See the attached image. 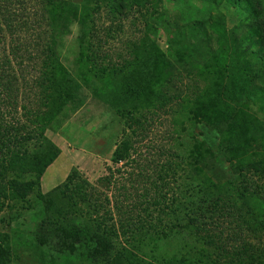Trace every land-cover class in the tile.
Wrapping results in <instances>:
<instances>
[{"label":"rangeland","instance_id":"obj_1","mask_svg":"<svg viewBox=\"0 0 264 264\" xmlns=\"http://www.w3.org/2000/svg\"><path fill=\"white\" fill-rule=\"evenodd\" d=\"M54 1L64 18H70L58 33L51 28L47 0H0V123L12 126V133L37 128L34 114L45 110L38 99L37 80L49 57V45H56L58 60L69 72L72 89L81 100L77 108L65 106L43 132L60 153L40 178L42 193L61 184L75 170L94 193L95 203H102L100 213L114 224L124 258L148 264H261L257 256L264 255L262 245L245 254L241 248L255 245L256 240L238 225L233 214L221 221V243L227 250L219 255L205 242L207 233L193 226L197 223L193 211L201 199L200 194L194 195L197 178L183 157L195 139L218 142L211 129L197 121L189 123L186 117L185 102L199 93L203 80L176 64L170 101L150 110L132 109L131 103L146 84L151 68L142 58L134 63L133 54L134 46L148 33V24L156 26L151 38L156 49L176 61V52L187 42L183 38L175 41L179 30L197 21L209 31L210 23L221 16L228 29L243 23L245 32L250 33L264 19V0L251 7L234 0ZM73 4L85 5L92 21L87 38L92 66L82 70L75 64L80 26L71 15ZM94 65L109 71L107 84L98 81L103 74ZM89 78L96 88L87 87ZM124 139L131 143L130 156L113 162L112 154ZM225 171L229 172L227 163ZM241 176L252 179L256 186L252 190L264 194V176L252 171ZM175 194L184 205H172L168 199ZM30 200L33 207L0 212V245L12 254L8 264H66L75 257L67 260L54 251L51 257L45 252L40 257L34 248L40 206L34 194ZM254 200L263 206L258 197ZM165 203L174 207L175 215ZM208 228L214 230L212 225L205 230ZM249 253L255 256L253 263L247 258Z\"/></svg>","mask_w":264,"mask_h":264},{"label":"trees","instance_id":"obj_2","mask_svg":"<svg viewBox=\"0 0 264 264\" xmlns=\"http://www.w3.org/2000/svg\"><path fill=\"white\" fill-rule=\"evenodd\" d=\"M234 1L251 7L252 3H260L261 0ZM46 4L52 30L56 33L63 31L67 27L64 22L70 18H64L54 0H47ZM71 15L80 26L79 53L75 64L82 70L87 65L92 66L87 39L92 21L85 5H71ZM209 28L208 31L202 23L193 21L179 30L175 41L180 42L183 38L187 42L176 52V61H171L156 49L151 40L156 26L148 24V33L134 46L133 54L134 63H139L142 58L151 68L146 84L135 93L131 105L132 109L150 110L161 108L170 101L176 64L203 80L199 93L185 102L184 108L188 109L186 117L189 123L197 121L211 129L218 142L194 138L192 148L187 150L188 154L185 151L183 157L197 178L195 187L198 189L194 195L200 194L201 199V204L193 203L196 205L193 220L197 222L193 226L197 231L207 233L205 242L211 244L214 253L219 255L227 250L221 243V221L226 215L233 214L238 225L245 227L256 240L255 245L249 244L241 249L246 254L250 248L262 245V252L264 194H259L257 189L252 190L255 186L253 180L245 179L241 173L252 171L264 176V19L255 24L250 33L245 32L243 23L228 29L221 16H217ZM46 52L49 57L43 61L44 68L37 80L40 89L38 99L45 110L34 114L37 128H29L23 134L12 133V126L9 128L0 123V212L24 205L33 207L30 197L34 194L40 206L34 248L40 257H44V252L50 256L54 251L67 260L75 257L66 264H148L122 256L114 224L106 221V216L100 213L102 203H95L98 200H93L94 193L88 191L86 181L79 178L75 170L61 184L46 193L41 191L40 178L60 153L43 132L53 125L65 106L77 108L81 104L72 89L69 72L58 60L56 45H49ZM95 69L103 74L98 81L107 84L109 71L104 67ZM91 82L89 78L87 87L96 88L91 86ZM214 146L216 151L213 152ZM131 147L129 139L122 140L111 160H126ZM226 163L229 165L227 173ZM29 175L32 177L26 178ZM256 197L263 206L254 200ZM177 198L175 194L168 200L172 205L176 202L181 204ZM165 205L175 215L174 207ZM210 225L214 230H205ZM7 238L11 240V235ZM11 255L0 245V264H8ZM247 258L251 263L255 261L252 253ZM257 258L264 264V255Z\"/></svg>","mask_w":264,"mask_h":264}]
</instances>
